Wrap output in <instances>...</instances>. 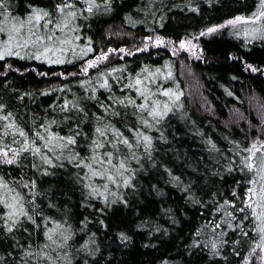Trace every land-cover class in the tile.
Returning a JSON list of instances; mask_svg holds the SVG:
<instances>
[{"label":"trees","instance_id":"trees-1","mask_svg":"<svg viewBox=\"0 0 264 264\" xmlns=\"http://www.w3.org/2000/svg\"><path fill=\"white\" fill-rule=\"evenodd\" d=\"M53 2L13 0L14 14L23 15L27 3L49 7ZM258 6L259 0H112L110 11L100 10L87 20L79 21L82 31L92 37L97 53L112 47L129 49L133 55L112 53L107 61L99 68L90 69L87 75L83 74L81 65L94 55L92 53L89 57L59 65L20 57L0 60V102L8 103L14 113L23 114L25 127L29 128L33 113L42 118L59 119L58 110L49 106L61 104L64 97L72 99L73 94L81 97V103L91 109L90 117L93 112L103 114L95 100L83 99L93 93L76 81L93 78L95 82L97 72L112 67L125 65L126 71L110 79L128 73L134 75L146 64L151 70L159 67L162 69L159 79L165 87H175L178 81L183 90V108L169 113L159 131L152 130L156 138L153 161L146 162L143 169L138 168L135 191L121 189L127 204L116 202L107 207L102 199L89 197L88 190L76 178V173L81 170L70 161H62L63 167L50 168L48 174L32 168L31 157L24 161L25 167L0 165V175L12 182L13 187L20 188L26 203L31 194L20 187V181L36 179L35 203L44 216L67 218L76 233L72 241L74 252L85 241H94L90 246L98 247L96 254L89 256L80 250L75 256V264H84L85 260L88 264H242L248 244L244 241L239 246L232 243L238 237V231L223 225L226 235L221 237L220 230L213 231L207 222L222 215L215 212L216 198L232 199L234 186L239 182L243 190L247 179L245 174L225 171L226 160L221 159V153L235 154L232 141L247 146L256 137L264 139V133L258 132L260 126L264 127V38L236 35L243 31V22L235 27L226 26L211 35L200 33L212 24L223 23L238 15H250ZM129 16L132 23H129ZM156 35L163 36L165 42L159 45L152 42L147 49L136 51L143 48L145 37ZM180 40L200 42L199 52L191 54L195 57L188 64L183 60L190 51L181 48ZM8 64L12 68H7ZM248 65L259 71H252ZM188 67L201 87V100L190 96L183 74V69ZM169 70L173 76L164 80V73ZM61 72L75 75L61 76ZM63 84L70 85L72 91H58ZM48 89L52 91L47 95L40 94ZM113 91L121 95L119 86L114 85ZM28 92L32 96H25L23 101L16 99ZM95 95L100 102H105L110 93L99 88ZM254 98L262 105V112L256 109L253 112L250 102ZM83 127L90 132L92 120ZM57 130L67 133L68 125H61ZM161 134L166 139L161 140ZM208 139L215 141L219 153H210ZM86 143V139L81 138L76 149L82 156L89 154L84 147ZM168 169L173 175L180 176L182 183H174ZM185 185L189 187L186 189ZM213 193H216L215 197ZM193 194L200 203L191 198ZM28 208L35 215L37 210L30 204ZM102 208L103 212L100 211ZM6 210L0 205V214ZM35 219L43 224L42 216L35 215ZM24 228L18 227L7 234L0 226V255L5 256L6 264H22L26 259L24 249L29 244L38 246L44 242L42 228L37 229L26 220ZM198 230L200 235H197ZM122 232L129 239H123ZM249 235L255 237L254 232ZM214 237L228 241L220 247L222 255H215L211 248ZM197 240L200 241L198 245L194 243ZM233 248L240 256L235 255Z\"/></svg>","mask_w":264,"mask_h":264},{"label":"snow or ice","instance_id":"snow-or-ice-1","mask_svg":"<svg viewBox=\"0 0 264 264\" xmlns=\"http://www.w3.org/2000/svg\"><path fill=\"white\" fill-rule=\"evenodd\" d=\"M111 5L112 0H54L49 7L27 3L24 14L19 15L14 14L13 0H0V60L20 57L59 65L89 57L92 53L94 55L81 65L83 74L87 75L90 69L99 68L102 62L107 61L112 53L128 52L133 55L129 49L112 47L106 51L100 49L97 53L92 45V37L84 35L82 31L81 19L87 20L100 10L108 12ZM241 22L243 31L236 35L264 38V0H259L256 11L250 15H238L223 23L212 24L203 29L200 35L212 34L226 26L235 27ZM129 23H132L130 16ZM82 40L85 42L81 43ZM144 40L143 48H137L136 51L147 49L152 42L157 45L165 42V38L159 35L147 36ZM179 44L182 48L189 47L191 41L180 40ZM248 67L252 71H259L251 65ZM7 68H12V65L8 64ZM122 71H126L125 65L97 72L95 82L93 78L76 81L93 93L83 99L95 100L103 114L93 112L90 117L91 109L81 103V97L73 94L72 99L64 97L61 104L49 106L58 110L61 114L59 119L42 118L33 113L29 128L25 127L23 114L14 113L8 103L0 102V165L25 167L24 161L31 157L32 168L48 174L50 168L63 167L62 161H70L81 170L76 173V178L88 190L89 197L102 199L107 207L116 202L127 204L121 189L131 188L135 191L138 168L143 169L146 162L153 161L156 138L152 130L159 131L169 113L176 108H183V90L179 88L178 81L175 87H165L159 79L162 72L159 67L151 70L146 64L134 75L128 73L110 79ZM40 75L47 76L48 73ZM60 75L75 74L61 72ZM172 76L169 70L164 73L163 79L168 80ZM114 85L119 86L121 95L114 93ZM99 88L110 93L107 101L100 102L95 95ZM65 90L71 92L72 88L63 84L58 89L60 92ZM49 91L52 89L41 91L40 94L47 95ZM25 96H32V93H22L16 99L23 101ZM27 111L25 108L24 112ZM89 119L92 120L90 132L83 127ZM61 125H68L67 133L57 130ZM81 138L87 141L84 145L89 153L87 156H82L76 150ZM160 139L166 138L161 134ZM207 143L210 153L220 152L215 141L208 139ZM232 144L235 154L226 156L221 153V159L226 160L224 170L245 174V187L241 190L238 182L232 189V199L216 198L218 203L215 212L222 215L207 222V226L213 231L220 230L221 237L226 235L223 225L238 231L239 235L232 243L239 246L244 241L248 244L242 264H254V261L255 264H264V139L256 137L247 146L241 145L239 141H232ZM167 171L174 183H182L180 176L173 175L171 169ZM20 187L31 194L27 203L20 188L13 187L12 182L0 175V205L7 209L0 214V226L7 234H11L18 227L24 228L25 220L31 221L37 229H43L45 238L38 246L29 244L24 249L26 259L22 264H75V256L80 250L89 256L96 254L99 249L90 246L94 244L91 240L85 241L74 252L72 241L76 233L67 218L61 220L44 216L43 211L39 210V205L35 203L36 179H21ZM188 187L185 185L186 189ZM212 195L215 197L216 193ZM191 198L200 203L194 194ZM29 204L37 210L35 215L43 217L42 225L29 212ZM50 206L55 207L54 204ZM103 210L100 209L101 212ZM24 230L28 231L27 228ZM249 232H254L255 237L250 236ZM120 235L125 240L129 239L123 232ZM197 235H200L199 230ZM194 243L198 245L200 241ZM227 243V240L214 237L211 242L214 254L222 255L220 247ZM232 251L240 256L236 248ZM0 264H6L3 255H0ZM84 264H88V261L85 260Z\"/></svg>","mask_w":264,"mask_h":264},{"label":"rangeland","instance_id":"rangeland-1","mask_svg":"<svg viewBox=\"0 0 264 264\" xmlns=\"http://www.w3.org/2000/svg\"><path fill=\"white\" fill-rule=\"evenodd\" d=\"M207 35H211V34H207ZM199 40H196L194 42H191V44L189 45V47H184L182 49H187L186 52L190 51V53H188L189 56H186V58H184L183 60V63H190V60L195 57L191 54L193 53H198L199 52ZM189 66V65H188ZM183 74H184V78L186 79V82H187V85L189 87V91H190V96L191 97H199V99L201 100L202 99V96H201V87L200 85H198V81H197V78L195 77V75L191 72V68L188 67V69L186 68L185 70L183 69ZM250 105H251V108L253 110V112H255V109L257 111H260L262 112L263 110V107L262 105L260 104V102L257 100V99H252L251 102H250ZM264 117V116H263ZM260 129L261 131L259 130L258 132L260 133H264V127L262 128L260 126ZM254 264H255V261H254Z\"/></svg>","mask_w":264,"mask_h":264}]
</instances>
